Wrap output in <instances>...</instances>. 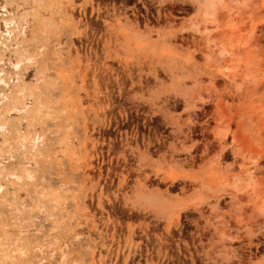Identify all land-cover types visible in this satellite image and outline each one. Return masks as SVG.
Listing matches in <instances>:
<instances>
[{
    "label": "rangeland",
    "instance_id": "1",
    "mask_svg": "<svg viewBox=\"0 0 264 264\" xmlns=\"http://www.w3.org/2000/svg\"><path fill=\"white\" fill-rule=\"evenodd\" d=\"M4 2L0 264H264V0Z\"/></svg>",
    "mask_w": 264,
    "mask_h": 264
},
{
    "label": "bare ground",
    "instance_id": "2",
    "mask_svg": "<svg viewBox=\"0 0 264 264\" xmlns=\"http://www.w3.org/2000/svg\"><path fill=\"white\" fill-rule=\"evenodd\" d=\"M204 3L206 4V6L209 8V9H211L213 6H214V3H215V0H204ZM0 7L1 8H3V13H0V15H8L9 14V11L8 10H6V8H7V6H6V3L4 2V3H1V5H0ZM206 7V8H207ZM207 8V9H208ZM213 11V10H212ZM210 12H211V10H210ZM13 19L11 20V21H8V20H5V22H6V34H11V29H10V26H11V24L13 23ZM4 33H5V31H4ZM14 35V34H13ZM10 36V35H9ZM11 39V38H10ZM238 54V57H237V59L238 60H242V62H243V60H244V64H245V56L244 55H241V51L239 50V53H237ZM245 55H246V53H245ZM237 60V61H238ZM246 61H247V59H246ZM239 63H241V61H238ZM237 63V62H236ZM239 63H237L238 65H239ZM242 64V63H241ZM246 64H248V61H247V63ZM245 64V65H246ZM251 64V63H250ZM22 65H23V61L22 60H20L19 62H17L16 63V65H15V68L17 69V70H19V69H21L22 68ZM247 68H246V70H247V72L248 73H250V67L249 66H246ZM6 75V73H5V70L3 69V68H0V84H3L4 86H8V87H10V84L7 82V80L5 79V76ZM2 92H1V89H0V96H1V98L2 97H4V98H6L7 100H10V97L8 96V95H5V93H3V94H1ZM21 94V93H20ZM2 104V103H1ZM1 106V105H0ZM16 110H18V112H20V113H22V111H21V109H16ZM4 127V126H3Z\"/></svg>",
    "mask_w": 264,
    "mask_h": 264
}]
</instances>
